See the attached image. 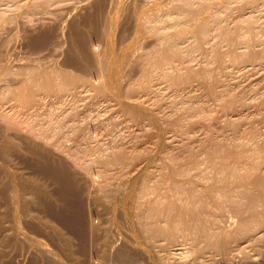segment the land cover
<instances>
[{
  "label": "rangeland",
  "instance_id": "obj_1",
  "mask_svg": "<svg viewBox=\"0 0 264 264\" xmlns=\"http://www.w3.org/2000/svg\"><path fill=\"white\" fill-rule=\"evenodd\" d=\"M188 8L184 0H0V264H177L166 223L191 222L208 238L236 218H264L235 195L194 191L198 200L188 187L175 190L182 173L208 182L256 159L264 168V56L252 54L264 52V24L239 23L242 11L264 14V0H189ZM195 26L204 27L203 52L170 53L144 73L158 27L169 36ZM37 71L44 76L33 88ZM63 75L68 87L48 88Z\"/></svg>",
  "mask_w": 264,
  "mask_h": 264
},
{
  "label": "bare ground",
  "instance_id": "obj_2",
  "mask_svg": "<svg viewBox=\"0 0 264 264\" xmlns=\"http://www.w3.org/2000/svg\"><path fill=\"white\" fill-rule=\"evenodd\" d=\"M188 6H189V0H184V9L188 10L189 9ZM155 8L156 6L151 7L150 9H155ZM189 13L193 14V18H195L197 21L200 20L199 14L195 10H189ZM240 17L241 18L239 19V23H245V22L251 23L252 19L261 20V19H258V17L259 18L262 17L261 21H262V24H264V14L260 15V12L258 16H255L251 13V11H242L240 13ZM203 23L204 22H201L200 25ZM156 30L158 33H160L161 42H160L159 48L156 49L157 53L155 51L156 54L154 53V55L153 54L152 56L150 55L151 56L150 58L148 57L150 59L149 61L150 62L152 61L153 64L149 65L148 63H145L146 67L144 68L143 71L146 75L152 74V71L154 69L153 67L162 68L165 64L166 56L170 53H176L178 55L179 54L182 55L181 53L183 52L190 53V51H193L196 48L201 50L202 52L204 51L203 43H204L205 37L203 35V30H204L203 26H195L194 29L191 30L189 33H187L184 30L177 29L174 32H172L169 36H168V33L165 32V29L161 27H158ZM188 34H190L189 36L193 39V41L191 42L189 41L188 44H186L185 46H182L181 43H184L188 39V38L186 39ZM236 37H239V36L236 34ZM236 51L235 53L238 54L239 52H236ZM202 52L199 53V55H201L200 60L202 63H204L202 74L207 76L213 70L209 68L208 66V61H207L208 59L205 58V56H203L202 58V54H203ZM263 53L257 51L256 53H252V54L253 55L258 54L259 57L260 56L262 57L264 56ZM108 65L111 66L110 64ZM106 68L109 70L105 71L106 73L105 76L109 80L112 76H115V70L113 67L109 68L107 66ZM225 68H226L225 65L222 64V66H219L218 68L215 69L214 73L216 74L218 71L220 72L225 71L226 70ZM32 74L34 75H32L30 78L35 77L34 80L32 81L33 82L32 87L35 88L38 86V83L40 82L38 78H43L44 75L39 72L38 73L35 72ZM63 76L65 77V79L60 78L61 81L59 82L56 81L58 82L57 84H55L56 82L54 83L53 81L48 82L47 85H50V87L48 86L47 87L49 89L53 87L54 89L53 88L52 89L56 90V92L57 90L60 91L63 88L65 89V87L63 86L67 85L68 87L70 79L68 77L66 79L65 75ZM104 78L105 77L103 76V79ZM108 80L105 79L103 81L101 88L107 89L109 91L108 82H107ZM53 83L55 85H53ZM119 156H120V159L123 157L121 153ZM116 157L119 158L118 156ZM122 162H125V161H122ZM177 175L179 176V174L177 173L173 175V179L176 180V182H177ZM218 175L219 176L217 177L220 178L219 180L216 177L217 180H219L218 182H216L217 180L212 181L214 178L211 181L203 182V181L197 180L192 175H189V174L185 175L182 173L183 179L181 178L182 180L180 179V181L177 182L178 185H176L174 182V184L177 187V188L175 187L176 188L175 190L177 191V189H180V192H181L182 189H185V188L187 189L188 187L189 189L188 191L191 190L190 193L192 194V196L197 197L198 200L199 199L201 200L203 198V195H204L203 193L209 194V196H212L218 199H221L223 197L226 198L229 196L231 198V195L232 196L235 195V196H238L239 198H244L248 200L247 207L249 210H251L250 212H252V214L253 213L256 215L260 214V216H263L261 212L259 213V210L260 208L264 209V168L260 166L259 160L257 159L254 160L251 168L242 169V168L234 167L230 170L219 171ZM194 191H196L197 193L201 192L203 195L201 194L198 195L197 193L196 195ZM237 199L238 198H234L232 200L237 201ZM184 223L185 222H182L181 228H179L177 224L175 226H172L169 223L168 224L166 223V225L164 226L165 227L164 230H166V233L164 235L166 238V241L170 243L173 242V245H174L173 254L178 255V259L176 262L177 264H263L264 263V258L263 256H261V255H264L262 254V252L264 251L263 247H261L264 245V218L262 217L236 218L234 227H231V228L222 227L220 231L213 233L208 238L202 237L200 230L194 227L193 223L186 222L187 225L186 224L184 225ZM211 230H212L211 226H206L203 229L204 232L211 231ZM190 234L196 237H191L189 236ZM197 236L202 237V240L198 239ZM180 237H183V238L180 239ZM174 259L170 261H175L176 259L175 260Z\"/></svg>",
  "mask_w": 264,
  "mask_h": 264
}]
</instances>
